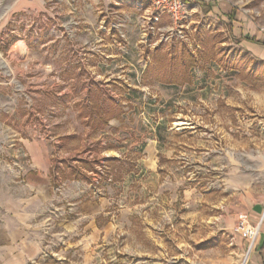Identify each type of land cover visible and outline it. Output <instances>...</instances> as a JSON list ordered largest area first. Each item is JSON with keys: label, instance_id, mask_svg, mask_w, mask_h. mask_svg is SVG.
Returning a JSON list of instances; mask_svg holds the SVG:
<instances>
[{"label": "rangeland", "instance_id": "rangeland-1", "mask_svg": "<svg viewBox=\"0 0 264 264\" xmlns=\"http://www.w3.org/2000/svg\"><path fill=\"white\" fill-rule=\"evenodd\" d=\"M215 4L158 26L146 0H0V191L37 142L55 192L24 264L264 263V0Z\"/></svg>", "mask_w": 264, "mask_h": 264}, {"label": "crops", "instance_id": "crops-1", "mask_svg": "<svg viewBox=\"0 0 264 264\" xmlns=\"http://www.w3.org/2000/svg\"><path fill=\"white\" fill-rule=\"evenodd\" d=\"M215 3H217V0H189L185 23H187V19L191 18V14L196 13L198 10L205 15H221L222 13L218 9L220 5ZM150 9L152 10V8ZM164 16L166 15L160 16L158 21L162 23ZM159 22H153L152 24L159 26ZM232 25L236 27L237 22L232 21ZM158 26H156L158 32L164 30V28ZM242 37L245 38V45L243 44L245 48L252 51L249 47V45H252V35ZM253 43H256V41ZM25 149L31 160L32 168L25 174L24 187L15 186L14 189L13 187H6L0 191V264H24L39 255L41 245L38 239L39 229L35 218L45 210L47 202L55 196L50 174H48L51 166L48 146L44 143L33 142L28 143ZM101 205L103 204L100 200L98 202H82L80 206L82 217L79 221L83 220L85 221L84 225L91 226L94 222L92 216L100 213ZM261 212L258 245L262 248L264 246V209ZM234 231L237 235L242 234L237 227ZM243 237L249 239L245 235ZM252 264L264 263L259 257V261L257 259Z\"/></svg>", "mask_w": 264, "mask_h": 264}, {"label": "built area", "instance_id": "built-area-1", "mask_svg": "<svg viewBox=\"0 0 264 264\" xmlns=\"http://www.w3.org/2000/svg\"><path fill=\"white\" fill-rule=\"evenodd\" d=\"M144 0H137L139 4ZM149 2L154 11V22H159L161 15H166L175 26H181L186 20V16L189 9V0H146ZM141 7V5H139ZM240 232L247 236L250 240H253L256 236L255 230L251 228H243Z\"/></svg>", "mask_w": 264, "mask_h": 264}]
</instances>
